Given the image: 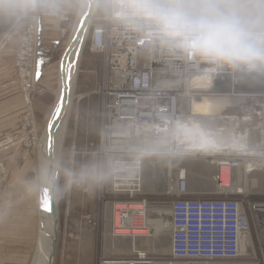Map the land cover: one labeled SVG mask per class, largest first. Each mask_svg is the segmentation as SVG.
Instances as JSON below:
<instances>
[{
    "label": "built area",
    "instance_id": "2783aa9c",
    "mask_svg": "<svg viewBox=\"0 0 264 264\" xmlns=\"http://www.w3.org/2000/svg\"><path fill=\"white\" fill-rule=\"evenodd\" d=\"M67 1L21 0L20 23L27 25L15 30L22 39L14 65L23 95V85L31 76L39 78L32 51L38 16L66 18L58 5ZM183 5L184 0H107L103 15L94 17L89 29L90 50L102 54L109 75V87L103 89L102 111L107 123L102 124L101 146L108 177L98 196L103 206L111 208L114 231L146 230L142 224L134 225L141 218L142 207L149 203L140 190L143 163L134 154L146 149L155 152L159 148L157 140L163 138L166 147L171 139L173 119L185 101L188 105L190 97L197 93L191 91L186 98L182 95L186 91L180 86L184 75L189 79L188 66L195 72H218L215 75L220 82L206 87L212 94L230 93L223 88L233 63L249 62L245 69L243 65L238 69L248 74L263 71L264 75V34L239 29L228 22H187L183 19ZM202 62L204 66L195 67ZM174 74L180 80L179 87L163 86V80L168 81ZM28 119L25 115L21 129L24 136L31 131ZM22 133L14 137L0 135L2 154L22 144ZM4 190L0 188V193ZM173 195L167 199L171 208L170 254L165 264L179 260L185 264H239L248 258L246 252L240 253V239L250 236L251 221L259 224V208L264 205L224 193H192L184 177L176 181ZM153 260L151 255L135 250L100 258V264H153Z\"/></svg>",
    "mask_w": 264,
    "mask_h": 264
},
{
    "label": "bare ground",
    "instance_id": "6f19581e",
    "mask_svg": "<svg viewBox=\"0 0 264 264\" xmlns=\"http://www.w3.org/2000/svg\"><path fill=\"white\" fill-rule=\"evenodd\" d=\"M91 1H93V5L90 6ZM97 2L98 0H80L63 51L71 43L72 39L75 37L77 30L81 26L84 16L88 14V9L90 10L91 7V12H90L91 14L89 13L90 18L87 23V28L83 33L78 35L76 39L77 41L76 46L78 48H82L83 50V47L85 45L84 43L86 41L87 36L89 35V29L91 23L93 21V18L95 17V9ZM64 4L65 2L61 3V5H58V8L61 9V6ZM21 10H22L21 0H19V10L17 11L16 18L5 34V39L9 37L11 38L12 36L18 37L19 38L18 47L21 43L22 37L18 35L15 30H18L27 25V22H25L23 26H21L20 23L22 18ZM59 12L62 16L67 15L64 14V12L61 10H59ZM183 12H184L183 19H185L187 22H195V24H205L206 22L209 23L228 22L239 29H243L247 31L258 28L259 30L257 31L258 32L260 31L262 34H264V31H262V29H264L262 28L264 27V0H184ZM35 50H36L35 44H33L32 47L33 53L35 52ZM82 50L80 52L79 60L82 55ZM60 60H61V56L58 61L57 69H56L57 86L55 87L54 98L40 119V123L42 124V126L37 127L36 125H34L35 146H33V148L35 147V160H33L30 164L29 163L27 164L26 171L28 173L34 171L36 174L34 183H31L32 188L34 186L36 189V193H35L36 217L34 222L32 223L33 227H30V232L32 229L31 235L30 236L26 235L25 241L28 242L27 244L28 247H27V251L21 255L22 257L21 264H54V260L52 262H49V256H50L52 240H53L54 218L51 217L48 212L40 209L39 201L40 198H42L43 195L45 194L44 192L49 191L51 186V181L48 179L49 173L51 174V172H49L51 171V168L49 166L48 163L49 161L47 159L48 154L50 153L53 159L52 167L53 170L55 171L56 177H58L59 162L63 152L64 142L66 137L67 119L70 112L71 99L73 96V88L79 67V61H78L71 70V81L69 84L67 105L63 111L64 113L62 119L59 121V125L55 131L54 137L52 138V146L50 148L49 140L47 136L48 124L50 119L54 116L55 109L61 97V92L64 85L60 71ZM204 63L205 62H202L201 65H195V67L204 66L203 65ZM248 64L249 62H238L237 65L235 66L234 63L232 64L233 68H230L232 70H230V72L227 74V78H226L227 84L225 88L230 93L225 95H222L221 93L212 94L210 91L206 90V87L217 85L220 82V80L217 79L215 75V73L218 72L215 71L208 72L207 70H203V69L197 70L195 72V69H192L191 66H188L189 68L187 69L188 71L187 77L189 79L187 80L186 76L184 75L183 84L182 86H180V87H184L185 89L184 91H186L182 95L184 98H186L189 94H191V91L193 92L197 91V93L196 95L194 94L195 97L192 98L190 97V102L188 105H186L187 102L185 101L184 105L182 106V109L179 110L180 114L178 113L176 117L173 119L172 127L170 128L171 139H169V141L166 143V147H164L163 138H161V140L159 139L156 141V147L159 148L155 152L149 151L145 148L146 149L145 151H147L146 154L145 152L134 154L137 156V158L135 159L139 160L140 163H143L144 170L146 168L147 169L153 168V166L158 163L157 159L159 158L160 159L168 158L170 161V159L174 157L176 158L178 156L179 157L192 156V157L201 158L199 160L202 159L206 160L205 158H203V156L208 155V163L214 164L213 183L215 186V191H216L215 193L243 194L246 197L249 194L248 190H254L255 188L257 190L262 189L264 192V161L258 159V157L264 158V153L255 155L249 151L247 153L245 152V154L243 152L244 149L246 151L250 150V147L248 148L244 146L250 145L251 143L250 141H252V138L256 136V132H260V134L262 133L264 138V128L262 121L264 119V117L262 118V116H264V104H254L253 106L250 105L248 110L246 107L247 105L246 100L250 102L253 99H260L261 91L251 90L244 83V80L248 79L250 76L264 77V75H263V71L260 72L251 71L252 74H248L245 73V70L240 71L238 69V65H243L245 69V67ZM32 72L33 69L31 73ZM195 75H198V77H195ZM175 76L176 74L171 76V78L168 81L164 79L163 86L167 85L169 87H174V88L179 87L180 80L174 78ZM33 80L34 79L31 76V80L29 82L24 81V83L25 82L27 83L23 85L24 103L28 107L29 111H32V102L29 96H30V91L32 90V88L30 87L31 84L33 85ZM231 98L241 99L240 107L232 106L231 102L229 101L231 100ZM243 107L246 109V111L243 109ZM231 110L233 112H236L237 114L239 112V114L232 115L230 113ZM243 111H245L246 113L243 114ZM240 112L242 113L240 114ZM229 113L230 115H227ZM30 115L31 112L26 114V116L29 118L28 120H30L31 122V131L29 132V135L25 134V136L22 133L21 139L19 140V143H22L21 146H23V144L26 142L30 143L29 145H31L32 143L31 141L33 139V131H32L33 123L31 121L32 115L31 116ZM234 116H236L237 117L236 119L239 120V122L241 123L242 130L236 129L235 131H232V127H229V123L231 122V120H235L233 119L235 118ZM254 117L255 119H252ZM250 124H253L254 126L251 127ZM254 130L256 132H253ZM260 137L262 138V136ZM26 139L29 141H26ZM190 140H192V142L195 141V143L192 142L189 143ZM231 143L233 146H238L240 150L233 151L232 149H227L228 147L225 149V151H222V153L218 150L220 149V145H224V144L231 145ZM189 145L191 146L189 147ZM173 146L176 147L175 148L176 150L172 149ZM186 148L189 149L192 148V149L189 150ZM2 155L3 154L0 150V167L3 169V174L2 176H0V185H2L6 173L8 171V166H7L8 164H4L1 157ZM211 157L213 159H211ZM249 157H254L255 162L254 161L250 162L246 160L249 159ZM199 166L200 168L198 172L197 171L195 173L193 172L191 173V175L197 179L198 178L201 179L202 176L205 178L207 173L205 169L208 167L206 165L204 166L199 165ZM30 174H32V172ZM180 177H184L186 184H188V168H186V165H183V167L182 165L178 166V169L175 171L174 180L171 183L166 184V191H168V193L174 191L175 183ZM147 183L149 184V181ZM142 188L144 187L141 180L140 190L143 193ZM171 194H173V192ZM248 200L249 198H247V201ZM148 204L149 203L146 202L145 205L142 207L143 210L140 211L141 218L140 220H136L134 222V225L142 224V227L146 229L147 228L153 229L155 232H157L161 228H166L167 226L163 224L146 223L147 219L145 217V213L148 208L150 209L170 208V204L167 203L161 204V206H159L160 204H156L153 207L149 206ZM103 208L106 209V211L108 212L107 222H109L110 219V224H109L110 229L108 231L109 233H106V235L115 244L114 249L118 251L136 250L137 247L136 244H138L136 240L140 236L146 237V233H145L146 231L132 230V232H130L129 230H122V229L114 231L111 208L108 204H105ZM259 209L261 214L259 219L264 228L263 225L264 207L262 209L261 208ZM260 222H259L258 232L261 233L260 236L264 241V233L262 231ZM25 228L27 229L25 233H29L27 223L25 225ZM56 230H57V237H56V243H57L58 232H59L58 220L56 221ZM154 231L152 233V239H151L153 245L152 251L154 250L153 248L155 244ZM243 237L244 236H242L240 239V249H239L240 253L249 248L252 238L251 236L248 237L247 235L246 238L247 242H246V240H244ZM168 250H169V246H168ZM140 252H144V251H140ZM252 255L253 254H251V256ZM247 257L249 256L247 255ZM245 262H247V264H251L248 258L244 259V262L243 261L239 262V264ZM153 264H165V263L163 261L156 262L154 259ZM173 264H185V263L179 260Z\"/></svg>",
    "mask_w": 264,
    "mask_h": 264
},
{
    "label": "rangeland",
    "instance_id": "374dc122",
    "mask_svg": "<svg viewBox=\"0 0 264 264\" xmlns=\"http://www.w3.org/2000/svg\"><path fill=\"white\" fill-rule=\"evenodd\" d=\"M80 0H69L65 2L64 6H71L72 10H69L68 17L61 18V36L59 40V44L56 46V49L52 52V57L48 60V65L45 66H36L35 60V68L38 72H40L39 78L33 80L34 86L31 84L30 88H33L30 97L31 102L35 97L40 96L42 98L39 108L35 111H39L38 113H34V111H29L28 107L24 103V95L23 91L21 90V83L17 76V80L19 82V90H20V99L22 102L19 105L18 103L11 102L9 106L8 115L10 118L18 119L15 125H11L12 129L6 130V132H0V134H7L12 137L18 136L22 133V124L25 115L31 112L32 118L31 121L33 123L32 131H33V139L31 145L30 143L26 142L23 146L20 147H10L9 149L5 150L2 157V161L4 164H8V171L6 173L5 179L0 185L1 189H5L0 193V195H4L8 188L11 186V182L9 179V165L11 169L14 167V163L19 160V155L24 151L25 153L29 154L26 158V164H30L33 160H35V131L34 125L37 127H41L42 124L40 123V119L47 109V107L51 104L54 98V91L55 87L57 86V64L60 59V56L63 52L65 47V43L67 41L71 25L73 23L74 16L76 14L77 8L79 6ZM107 5V0H98L96 9H95V17H101L104 13V6ZM74 6V7H73ZM51 16V15H50ZM245 24V23H243ZM255 31L259 30L258 28L254 29ZM250 30V31H254ZM19 39V38H18ZM89 35L86 38L85 45L82 50V55L79 60V67L78 72L75 79V84L73 88V96L71 99V106L70 112L67 119V130H66V137L63 147V152L59 162L58 168V177H57V197L56 201L58 205H61V198L64 192H59L58 197V189L66 190L68 186L79 187V189L87 190L84 194V216L85 220L82 223H76L74 226H70L67 220L65 219V208L63 205L60 207L59 212V232H58V242H57V250L55 254L54 264H100V258L107 257V255L111 254L110 256H118L123 254H128L133 251H118L115 248V244L111 239L108 238L106 233H109L110 229V219L107 222L108 212L106 209L103 208L102 203L99 199V192L105 188L106 181L108 177V173L106 174L105 168V158L101 152V146L104 140V134L102 130V124L107 123L106 114L102 111V101H103V89L105 87H109V75L105 71L107 65L105 66V62H103V56L100 53H96L90 50L89 44ZM18 49V47H17ZM47 62V61H46ZM16 69V68H15ZM40 70H43L41 73ZM17 72V71H16ZM32 72L31 74H33ZM44 75V77H43ZM40 78H45V82L47 85L46 88L43 86H39L38 80ZM47 78V79H46ZM112 79V78H111ZM110 79V80H111ZM30 81V80H29ZM28 81V82H29ZM245 85L250 88L251 90H260V99H253L250 102H247V110L249 109L250 105L253 106L254 104H264V77L262 76H250L248 79L244 80ZM106 85V86H105ZM75 89V90H74ZM225 88H223L224 90ZM222 90V89H221ZM222 90V91H223ZM232 106L240 107L241 99L231 98L229 100ZM24 105V106H23ZM41 106V107H40ZM23 107V108H22ZM33 108V106H32ZM246 111V109L243 107ZM23 111V112H22ZM243 111V114L246 112ZM27 112V113H26ZM232 115L237 114L231 110L230 112ZM227 114V115H230ZM239 114V112H238ZM237 114V115H238ZM241 114V112H240ZM30 115V116H31ZM235 120H231L229 123V127H232V131L236 129L242 130L241 123L237 120L236 116H234ZM264 116H262L263 118ZM252 119H255L252 118ZM263 121V128H264V119ZM15 122V120H14ZM13 122V123H14ZM250 126H254L250 124ZM29 130V127H26ZM253 132H256L255 130ZM262 136V138L260 137ZM26 141H29L26 139ZM190 140L189 143H191ZM250 145H246L244 147H250V150L244 149L247 153L252 152L253 154H261L264 153V138L262 133L256 132V136L252 138L250 141ZM192 143H195L193 141ZM192 145V144H191ZM189 145V147L191 146ZM194 147V146H193ZM228 147V148H227ZM176 147L173 146L172 149ZM232 149L233 151H239L240 149L238 146L224 144L220 145V149H218L221 153L225 151V149ZM189 149V148H186ZM190 148L189 150H191ZM217 150V151H218ZM147 151H145L146 154ZM144 154V155H145ZM6 155V158H4ZM23 157V156H22ZM206 160H199V157H174L172 159L164 158V159H157V164L153 166V168L143 169L142 171V184L143 187V194L142 197H146L147 201L149 202V206H154L156 204H166L162 203L164 199H168L169 197H173L174 195L167 194L166 191V184L171 183L174 180L175 171L178 169V166L186 165L188 168V184L187 188L192 193H200L203 195H211L212 196H219L215 193V186L213 183V174H214V164L208 163V155L203 156ZM211 159H213L211 157ZM264 161V158L258 157ZM250 162H255L254 157H249L246 159ZM244 163V162H243ZM206 165L208 168L205 169L206 177L201 179H197L191 175V173L198 172L200 166ZM27 167V165H26ZM168 168V169H167ZM170 169V170H169ZM169 170V171H168ZM26 171V168H25ZM216 171V168H215ZM244 171V170H243ZM32 172V174H30ZM29 172L26 177L25 181L22 182L21 186H24L22 189L23 195L22 198L25 202L24 205L28 207H33V209H25L24 211L27 212L25 215V225L28 224L29 233H25L27 231L26 228H23V240L24 245L22 247V252L20 255L24 254L27 251L28 242L25 241L26 234L27 236L31 235L30 227L35 220V193L36 189L32 184L34 183L35 179V172ZM204 172V171H203ZM144 174V175H143ZM145 181V182H144ZM149 181V184L147 183ZM169 181V182H168ZM146 185H145V184ZM149 185V186H148ZM249 194L245 197L243 194H234V193H227L229 196L235 198H249L251 201L250 203H259L264 205V192L263 190H248ZM56 193V190H55ZM28 197L29 200H26ZM58 198V200H57ZM171 201V200H170ZM107 212V213H106ZM171 213V208L167 209H160V208H148L145 213V217L147 219L146 223L148 224H163L167 226L166 228H161L157 232L153 229H146V237L140 236L136 241L138 244L136 250L144 251L147 254L151 255L156 262L163 261L164 259L169 258V250L168 246H170V224H169V215ZM160 214V215H159ZM264 217V216H263ZM261 225V224H260ZM264 225V221H263ZM262 227V231L264 233V228ZM154 231L155 237V244L154 250L152 251V233ZM259 231V224L257 222L251 221L250 223V250L246 249L241 253L247 252L250 263L252 264H264V241L261 238V233ZM142 233V232H141ZM148 233V234H147ZM144 235V234H143ZM149 235V236H148ZM145 237V238H144ZM143 238V239H141ZM146 239V240H144ZM150 239V240H149ZM147 243H146V242ZM111 242V243H110ZM141 242V243H140ZM149 242V243H148ZM111 247V248H110ZM166 247V248H165ZM85 248L84 258H77L72 253L73 251L81 250ZM164 248V249H163ZM168 251H167V250ZM248 250V251H247ZM135 251V250H134ZM81 252V251H80ZM120 252V253H119ZM249 252V253H248ZM11 252H4L5 254L9 255ZM74 255V258L72 256ZM255 256V257H254ZM253 257V258H252ZM252 259V260H251ZM22 260V259H21Z\"/></svg>",
    "mask_w": 264,
    "mask_h": 264
},
{
    "label": "crops",
    "instance_id": "0c3cea01",
    "mask_svg": "<svg viewBox=\"0 0 264 264\" xmlns=\"http://www.w3.org/2000/svg\"><path fill=\"white\" fill-rule=\"evenodd\" d=\"M18 10L19 0H0V132H6V130H9L18 121L17 117L10 118L8 115L11 102L15 103L16 101V103L22 106L19 82L17 80V72L14 65L15 52L19 44V39L14 36L5 39V34L14 22ZM60 10L68 16L70 13L69 10L71 11L72 8L71 6L62 5ZM37 25L38 30L35 43L36 66L37 61L41 59L44 63L40 66H45L48 65V60L52 57V52L56 49L57 44L55 41L60 40L62 28L58 18L44 14L39 15ZM40 71L41 73L43 72V70ZM44 79L45 78H40V80H38L40 81L39 86L46 88L47 85H45L46 82ZM41 100L42 98H40V96L35 97L33 100L32 110L35 114L39 112L35 110L40 109L39 104ZM28 156L29 154L23 151L19 155V160L14 163L13 169H11L9 165L11 186L4 195H0V254L3 255L4 252H11L9 255H0V264H21L22 257L20 253L23 251V231H25L23 228H25V215L27 213L24 210L33 209V207L24 205L25 202L22 198V189H24V186L22 187L21 183L25 181V177L28 174V172L25 171L27 165H25V162ZM4 158L8 159L6 155H4ZM59 192H64L61 198L59 197ZM86 192H83V189L81 192L79 187L74 186H68L66 190H62L61 188L58 189V197L61 200L60 203L65 208V219L68 223L70 222V226H74L76 223L80 224L85 220L83 213L85 210L84 207L86 206V204L84 205V194ZM26 200H29V198ZM162 203L168 204L169 202L167 199H164ZM61 205L57 203L58 214L60 212V207H62ZM80 251L77 250L72 253L77 258L85 259V248ZM74 255L72 258H74Z\"/></svg>",
    "mask_w": 264,
    "mask_h": 264
},
{
    "label": "snow or ice",
    "instance_id": "6c2138e0",
    "mask_svg": "<svg viewBox=\"0 0 264 264\" xmlns=\"http://www.w3.org/2000/svg\"><path fill=\"white\" fill-rule=\"evenodd\" d=\"M55 43L58 45L59 41H55ZM76 45H77V41L73 40L65 48L60 60V71L62 75V80L64 82V92L57 103L54 116L50 119L48 124L47 136H48L50 148L52 146V138L54 137L55 131L59 125V121L62 119L63 116L64 104L69 90V84L71 81V70L75 66V64L79 61L80 52L82 50V48H78ZM43 63L44 61L42 59L37 61L38 68ZM38 76H39V72L37 71V77ZM44 210L51 213L54 211V207L52 205H49Z\"/></svg>",
    "mask_w": 264,
    "mask_h": 264
},
{
    "label": "water",
    "instance_id": "95a60500",
    "mask_svg": "<svg viewBox=\"0 0 264 264\" xmlns=\"http://www.w3.org/2000/svg\"><path fill=\"white\" fill-rule=\"evenodd\" d=\"M91 5H93V1L90 2V6ZM90 12H91V7H90V10L88 9V14H86L84 16V19H83V21L81 23V26L77 30L76 35L72 39V41L73 40H76L77 37H78V35H80L81 33H83L85 31V29L87 28V23H88V20L90 18V15H89ZM61 57H62V55H61ZM63 92H64V85H63V89H62L61 95L63 94ZM67 101H68V93H67V97H66V100H65L64 109H65V107L67 105ZM47 159L49 161L48 163H49V166L51 168V171H49V172H51V174L49 173V178H48L51 181V186H50L49 191L44 192L45 194L43 195V197L41 196L42 198H40L39 205H40V209L43 210V211H45L44 209H46L49 205H52L54 207V211L53 212H51V213L48 212L50 214V216L54 218V223H53V240H52L51 252H50V256H49V262H52L55 259V254H56V250H57V243H56V237H57L56 221L57 220L59 221V214H58L57 201H56V193H55L56 184H57V177H56L55 171L53 170V167H52V165H53L52 164L53 159H52L51 153L48 154Z\"/></svg>",
    "mask_w": 264,
    "mask_h": 264
}]
</instances>
